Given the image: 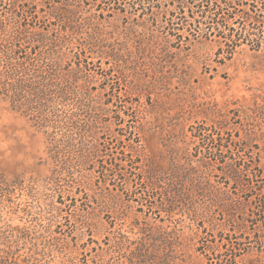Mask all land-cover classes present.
Returning a JSON list of instances; mask_svg holds the SVG:
<instances>
[{
	"label": "rangeland",
	"instance_id": "374dc122",
	"mask_svg": "<svg viewBox=\"0 0 264 264\" xmlns=\"http://www.w3.org/2000/svg\"><path fill=\"white\" fill-rule=\"evenodd\" d=\"M201 1L153 0L162 11L181 8L171 35L94 8L65 34L53 17L82 0H0V264H225L229 227L219 212L168 213L166 199L191 176L227 187L220 158L257 162L264 173V51L241 44L229 55L200 37L206 26L187 12L207 22L193 8ZM34 3L38 20L21 10ZM241 14L227 22L236 33L248 29ZM65 92L74 98L58 102ZM68 116L51 133L55 157L42 126ZM199 129L230 146L202 143L199 153ZM245 236L233 240L250 249L237 264H264V244Z\"/></svg>",
	"mask_w": 264,
	"mask_h": 264
},
{
	"label": "trees",
	"instance_id": "16d2710c",
	"mask_svg": "<svg viewBox=\"0 0 264 264\" xmlns=\"http://www.w3.org/2000/svg\"><path fill=\"white\" fill-rule=\"evenodd\" d=\"M123 1L124 0H82L81 6H75L71 4L72 6H69L70 8H58L62 11V13L59 16L55 15L53 18L56 22L61 23L58 25H62L65 34L67 33V31L73 34L74 31H71V29L74 28L73 25H77V23L79 22L80 14L85 11L88 12V8H94V10L98 12V14L94 15H97L98 17L109 16L112 13L121 14L126 18H129L128 16H131L141 20L138 26H140L144 30L143 32H149L150 30L161 32L166 30L171 34L170 28L175 25L173 22L174 18H180V15L183 14V12H181V8H178L180 11L177 13L172 12V10L162 11L159 6H155L152 3L153 0H143L142 6L141 4L137 3L136 0H130V2H127L128 4L122 3ZM41 2L43 3L41 6L44 7L47 6V4L55 2V0H41ZM34 4L35 5L33 7L23 6L21 10L23 14H30L29 17H31V19L38 20V11L36 10L37 5L36 3ZM137 6H140V8H137ZM193 8L195 9V11L200 13L201 17L204 15V17L207 18V22L200 23L197 22V19H194L192 16H190L193 13L192 8L189 9V12H187L188 17H191L194 22H196L195 24H204V26H206V30L203 34H201L200 37H203L205 40L216 38L219 44H222L225 47V49L219 48L220 50H229L231 52H228V54L232 55L236 47L240 46L241 44H245L249 47L250 51H264V21L259 20L260 17H263L262 14H264V0H202L200 6H196ZM31 9H33V11H31ZM238 9H240V12L242 13L241 15H244L245 21L248 23V29H246V25H243L242 30L236 33L230 26H228L227 22L234 19L236 11H238ZM160 14H162V18H164V21L159 20ZM62 17H64L63 21ZM149 19H152L153 21L149 22ZM185 25H188L189 28L193 27L192 21ZM251 25L259 26L257 28L258 34H255L254 38H251L249 30V28H251ZM39 35L40 34H35V36H33L34 41H48L47 39H43V36L42 40H39ZM152 35L153 34H151L150 36ZM74 96L75 93L73 92H65L60 96H55V98L58 99V102H64L72 100ZM15 97L19 98L22 96L21 94H17L15 95ZM52 100H49V102H52ZM69 118L70 116L64 118V121H60L59 123L58 120H44L45 124L42 127L44 129L49 128L51 130L48 136L51 139L53 155H55V157L60 156V154H62V151L60 142L58 141L59 138L56 141L55 136H53L51 133L53 132L55 135L56 131L60 129V126L58 125L63 124V126H65V124L71 123L69 122ZM191 133H193L194 137L201 141L195 146V150L198 152L199 149L204 148L200 146L202 145V143L203 145H206V148H208L209 143H211L210 146H213L217 150L230 146V144L228 143L221 144V141L220 143H217V140L207 141L202 136V129L194 130ZM52 140L54 141L53 144ZM234 146L238 150L242 151L245 148V146L241 144H237ZM199 153H201V151ZM215 163L225 169V171H223L224 176L230 177L232 183L227 184V187L225 185H221V187H215L211 186V183H205L204 181H202V178L204 176H197V178L191 176V179L188 182L186 178L180 184H176L179 187H174L173 193L171 192L172 189L171 191H169L171 196H168L166 199V211L168 213H171L174 211V209L176 210L180 207H185L191 213H198V211L201 210L205 211L207 215H212L214 209H216L219 212V215L223 217L224 222L229 227V231L227 234H225V237H221V239H225V242L228 244V248L226 249V254L223 255L224 258L219 260H225V264H237L235 260L237 257L236 253H248V251L250 250L248 248L249 246L233 241L235 240V236L237 234L243 236L247 235L245 237L249 236V238L251 236V238L258 241L259 244H264V173L260 167V164L254 161L231 160L230 162H228L226 159L224 160L223 158H220ZM201 164L202 165H200V167L205 168L206 164ZM172 167L174 173H180L183 171V169L177 168L174 165ZM158 169V166H153L152 170L150 168V176L154 180H157L155 176L159 175ZM63 170H67L69 172V166H65ZM187 184H189V186L191 185L192 189L198 190L196 192H193V190H190L188 186L187 191H185ZM207 184L214 189L206 188L205 186ZM152 185L156 186L157 183L154 182ZM180 187H182L183 189ZM224 188L225 190H223ZM253 228L257 229H254L252 232H245L246 229ZM243 229L245 230L243 231ZM244 240L249 239L244 238ZM258 251L259 253H262V251L264 252V250Z\"/></svg>",
	"mask_w": 264,
	"mask_h": 264
}]
</instances>
